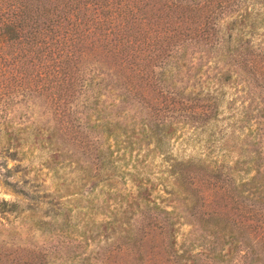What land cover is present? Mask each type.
<instances>
[{
    "label": "trees",
    "instance_id": "16d2710c",
    "mask_svg": "<svg viewBox=\"0 0 264 264\" xmlns=\"http://www.w3.org/2000/svg\"><path fill=\"white\" fill-rule=\"evenodd\" d=\"M263 97L264 0H0L7 153L16 158L22 140L55 142L54 128L44 135L14 125L10 112L22 104L42 98L59 114L96 112L107 144L98 171L114 150L132 161L126 207L141 215L132 230L120 228L137 256L118 264H264ZM114 106L149 113L133 122L99 116ZM151 112H182L183 124L225 148L221 158L171 157L174 122ZM237 123L248 125L244 134ZM159 154L161 191L149 175ZM178 205L191 224L182 240Z\"/></svg>",
    "mask_w": 264,
    "mask_h": 264
},
{
    "label": "rangeland",
    "instance_id": "374dc122",
    "mask_svg": "<svg viewBox=\"0 0 264 264\" xmlns=\"http://www.w3.org/2000/svg\"><path fill=\"white\" fill-rule=\"evenodd\" d=\"M115 108L113 112H99V116L116 114L133 122L149 113L143 110L116 112ZM152 114L168 117L166 112ZM228 115L229 110L219 112V127H225ZM10 116L16 127H25L23 133L37 131L47 135L54 128L56 134L54 143L33 144L22 140L18 156L13 158L7 153L13 148L10 144L6 148V135L0 130V264H28L30 260L31 264H40L37 263L39 256L42 264H87L88 260L100 264V259L106 264H118L119 260L137 256V252L125 250L133 245L129 237L120 232L125 225L132 230L141 218L138 212L128 211L126 207L133 190L129 173L133 170L132 161L125 164L114 150V157L105 164L108 169L98 171L100 151L106 149L107 144H102L104 137L96 126L97 113L59 114L53 105L38 98L22 104L16 112H10ZM168 118L175 126V133L168 142L171 157L221 158L225 148L220 147L218 140L212 145L205 131L183 124L182 112H174ZM261 121L264 132V112ZM246 126L237 123L236 134H244ZM161 157L160 154L153 156L149 173L158 181L156 189L159 191L163 186L157 178L163 163ZM226 157L230 164L235 152H227ZM177 210L181 221L178 240H182L191 228L190 216L183 212L181 205ZM126 212L128 219L121 225L119 218ZM148 246L146 241L142 249L146 257L150 255Z\"/></svg>",
    "mask_w": 264,
    "mask_h": 264
}]
</instances>
